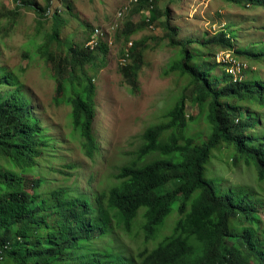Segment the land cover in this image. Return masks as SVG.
<instances>
[{
	"label": "trees",
	"instance_id": "16d2710c",
	"mask_svg": "<svg viewBox=\"0 0 264 264\" xmlns=\"http://www.w3.org/2000/svg\"><path fill=\"white\" fill-rule=\"evenodd\" d=\"M57 1L45 0L41 8L30 0H14L16 10L9 15L15 22L18 11L29 9L37 27L52 20V30L37 53L52 72L53 105L71 108V127L81 138L84 155L92 160L100 152V144L94 128L97 85L88 69L107 54L108 48L101 41L96 49L87 48L93 31L85 46L55 52L53 43L62 47ZM160 1L137 0L132 13L147 11L149 16L138 24L128 20L120 41L128 44L133 35L155 25L166 31L169 45L184 49L182 59L170 72L190 77L197 86L191 102L202 108L209 105L211 136L204 141L202 136L189 135V121L194 118L187 115L186 100L181 98L169 111L166 123L146 131L136 159L119 169L116 182L98 194L96 205L88 198H72L64 189L44 197L39 192L42 180L34 171L49 140L21 94L17 78L0 70V264H128L119 255L103 253L93 244L99 236L109 235L115 224L131 232L142 211L147 240L155 239L174 213L179 218L170 236L152 250L138 253L137 264H264V201L259 198L251 202L234 194L221 197L205 176L214 152L228 147L235 150V166L253 165L258 181L264 182V135L258 138L250 134L261 126V119L240 105H264V86L247 78L236 82L227 70L230 64L217 61L221 52L238 60L239 55L249 54V50L234 49L236 34L228 37L222 31L204 44L218 46L219 52L208 51L205 57L213 58L214 67L224 68L233 88L215 90L208 73L191 67L195 57L186 48L190 42L176 40L170 12L159 6ZM223 1L264 7V0ZM127 48L121 54L126 62L120 70L129 88L137 90L144 66V41H134ZM249 72L246 70V75ZM225 98L236 103H224Z\"/></svg>",
	"mask_w": 264,
	"mask_h": 264
},
{
	"label": "rangeland",
	"instance_id": "374dc122",
	"mask_svg": "<svg viewBox=\"0 0 264 264\" xmlns=\"http://www.w3.org/2000/svg\"><path fill=\"white\" fill-rule=\"evenodd\" d=\"M30 2L41 8L45 6V0ZM134 6L135 0L55 2V7L60 10L57 30L62 43V47L52 44L55 52L60 53L71 46H85L95 30L101 32L100 41L108 48L107 54L88 69L97 85L94 128L100 144V152L91 160L84 155L81 138L71 127V108L53 105L55 83L52 72L37 53L45 36L52 30V20H46L37 27L34 13L22 9L14 22V17L9 15L16 10L14 0H0V70L17 78L21 94L29 101L34 117L45 131V139L49 140V147L43 151L34 171V175L42 180L39 192L44 197L57 189H64L70 197L88 198L96 205L98 194L116 182L115 174L119 169L136 159L145 142L146 131L166 123L169 111L181 98L186 100L187 115L194 118L189 121V135L202 136L205 141L212 134L209 105L202 108L191 102L197 90L193 80L178 71L170 72L174 63L182 59L184 49L169 45L162 27L152 25L131 37L130 43L144 41V66L139 73L138 89L131 90L126 84L120 70L123 63L121 54L131 46L123 39L120 41V35L128 20L138 24L149 16L147 11L132 13L135 12ZM159 6L168 8L171 25L177 31L176 40L190 42L186 48L195 57L191 67L200 73H208L209 81L215 83V90L233 88L224 68L214 67L213 58L205 57L208 51L213 54L219 52L218 46L205 45L222 31L228 37L236 34L232 40L234 49L249 50L248 55L255 56L239 55V60L250 70L247 75H242V79L264 86V7L240 6L223 0H161ZM5 90L10 91L9 88ZM231 101L230 98L224 99V103ZM240 105L261 119V126L252 129L250 134L262 137L264 105L243 102ZM234 152L228 147L214 152L205 173L206 179L221 197L234 194L251 202H257L259 198L264 201V182L258 181L255 167L245 163L235 166L232 162ZM143 213H140L131 232L115 224L110 234L99 236L93 246L103 253L119 255L128 264H137L138 253L144 249L152 250L170 236L179 218L174 213L156 238L147 240L142 230ZM261 219L264 221V210H261Z\"/></svg>",
	"mask_w": 264,
	"mask_h": 264
},
{
	"label": "built area",
	"instance_id": "2783aa9c",
	"mask_svg": "<svg viewBox=\"0 0 264 264\" xmlns=\"http://www.w3.org/2000/svg\"><path fill=\"white\" fill-rule=\"evenodd\" d=\"M136 1L137 0H135V2ZM100 35L101 32L99 30H95L90 42L87 44V48H90L91 50L96 49V47L99 46ZM129 45L132 46V43H129ZM217 57H218L217 61L218 59H220V57H225L223 58V60L218 62L230 64V67H227V70L230 74H232L235 77L236 82L243 80L242 75L244 74L245 70H247L246 69L247 67L240 60L235 59L234 56L228 52H221ZM125 62L126 60L123 59V63Z\"/></svg>",
	"mask_w": 264,
	"mask_h": 264
},
{
	"label": "clouds",
	"instance_id": "9594fccd",
	"mask_svg": "<svg viewBox=\"0 0 264 264\" xmlns=\"http://www.w3.org/2000/svg\"><path fill=\"white\" fill-rule=\"evenodd\" d=\"M247 70H248V69H247ZM244 74L246 75V70H245ZM244 79H245V78H243V80H244ZM243 80H242V81H243Z\"/></svg>",
	"mask_w": 264,
	"mask_h": 264
}]
</instances>
